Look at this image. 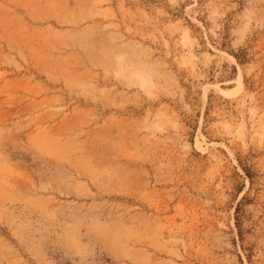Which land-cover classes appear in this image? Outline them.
I'll list each match as a JSON object with an SVG mask.
<instances>
[{
  "label": "rangeland",
  "instance_id": "1",
  "mask_svg": "<svg viewBox=\"0 0 264 264\" xmlns=\"http://www.w3.org/2000/svg\"><path fill=\"white\" fill-rule=\"evenodd\" d=\"M0 264H264V0H0Z\"/></svg>",
  "mask_w": 264,
  "mask_h": 264
},
{
  "label": "trees",
  "instance_id": "2",
  "mask_svg": "<svg viewBox=\"0 0 264 264\" xmlns=\"http://www.w3.org/2000/svg\"><path fill=\"white\" fill-rule=\"evenodd\" d=\"M234 56H236V57H237V55H236V54H234Z\"/></svg>",
  "mask_w": 264,
  "mask_h": 264
}]
</instances>
